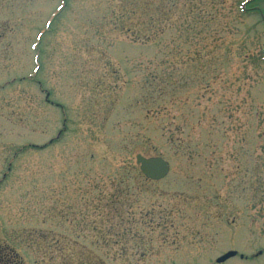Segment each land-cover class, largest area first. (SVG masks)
<instances>
[{
	"label": "rangeland",
	"instance_id": "rangeland-1",
	"mask_svg": "<svg viewBox=\"0 0 264 264\" xmlns=\"http://www.w3.org/2000/svg\"><path fill=\"white\" fill-rule=\"evenodd\" d=\"M255 6L0 0V264H264Z\"/></svg>",
	"mask_w": 264,
	"mask_h": 264
},
{
	"label": "water",
	"instance_id": "water-1",
	"mask_svg": "<svg viewBox=\"0 0 264 264\" xmlns=\"http://www.w3.org/2000/svg\"><path fill=\"white\" fill-rule=\"evenodd\" d=\"M136 162L139 165L142 174L154 181H159L164 179L170 171V166L168 162L161 156L146 157L142 154H138L136 156ZM236 255H237V251L235 250L228 251L227 253L220 256L217 259V262L223 263L226 260L235 257ZM241 257L243 256L241 255Z\"/></svg>",
	"mask_w": 264,
	"mask_h": 264
},
{
	"label": "flooded vegetation",
	"instance_id": "flooded-vegetation-1",
	"mask_svg": "<svg viewBox=\"0 0 264 264\" xmlns=\"http://www.w3.org/2000/svg\"><path fill=\"white\" fill-rule=\"evenodd\" d=\"M258 1H264V0H258ZM253 9H254L257 13H259V14L262 16V18L264 19V12H263V10H262L259 6H255V7L252 8V10H253ZM244 10H249V8H247V6H246V8H245Z\"/></svg>",
	"mask_w": 264,
	"mask_h": 264
},
{
	"label": "trees",
	"instance_id": "trees-1",
	"mask_svg": "<svg viewBox=\"0 0 264 264\" xmlns=\"http://www.w3.org/2000/svg\"><path fill=\"white\" fill-rule=\"evenodd\" d=\"M4 255V254H3ZM2 255V256H3ZM1 256V257H2ZM3 264H18V262H15V259L10 260V262H3Z\"/></svg>",
	"mask_w": 264,
	"mask_h": 264
}]
</instances>
